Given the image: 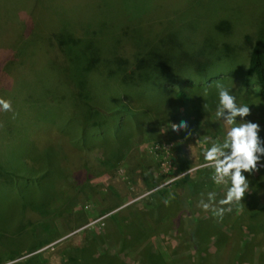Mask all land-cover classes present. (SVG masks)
Returning a JSON list of instances; mask_svg holds the SVG:
<instances>
[{
  "label": "rangeland",
  "instance_id": "374dc122",
  "mask_svg": "<svg viewBox=\"0 0 264 264\" xmlns=\"http://www.w3.org/2000/svg\"><path fill=\"white\" fill-rule=\"evenodd\" d=\"M50 15L68 19L82 39L104 31L107 44L119 41L113 56L131 63L158 41L179 47L189 38L196 49L209 35L204 45L216 61L200 73L152 69L139 86L125 83L119 69L126 67L117 65L109 82L87 71L90 87L71 90L61 86L67 69L58 71L38 40ZM30 16L36 34L20 35ZM255 42L264 53V0H0V98L12 104L11 112L0 110V264H145L143 248L162 254L161 264L212 252L219 264H264V226L239 228L246 199L264 205V168L245 173L248 194L222 220L197 207L201 193L224 194L212 170L200 167L203 150L226 131L215 117L217 83L250 106L245 119L259 123L264 139V98L246 74ZM75 100L93 111L86 125ZM181 120L192 137L171 130ZM188 168L199 170L168 183ZM169 193L175 199L165 206ZM127 223L149 228L125 248ZM208 224L226 231L225 244L214 236L201 243Z\"/></svg>",
  "mask_w": 264,
  "mask_h": 264
},
{
  "label": "trees",
  "instance_id": "16d2710c",
  "mask_svg": "<svg viewBox=\"0 0 264 264\" xmlns=\"http://www.w3.org/2000/svg\"><path fill=\"white\" fill-rule=\"evenodd\" d=\"M26 22L27 24L24 25L23 23H19V34L24 35V33H27L30 35H35L36 29L34 28L35 26L32 25L31 16ZM69 24L70 23L68 22V19L63 20L60 17L54 18L50 15L48 26L45 31L38 37V40L43 42V47L48 52L47 56L51 64L57 66L56 69L58 68V71L65 69L64 72H66L67 69L68 75L66 74L65 80H63L61 86H65L67 88L69 87L71 90L72 88L74 89V87L76 88L77 86L82 87V85L84 84L86 85L84 88L90 87L86 72L92 70L95 71L94 73L97 79L101 77L104 82H109V80L115 78V75L117 74L115 71V66L124 65L126 67L125 74L123 73L122 69H119V71L122 73V80L130 86H139L142 82L146 81L147 77L145 72L149 70L152 71V69H156V72L160 71L161 73L162 70L167 67H171L172 71H174V69L184 70L186 68L193 71L194 73H200L208 67L210 62L216 61L213 58H210L212 54L208 49H206L204 45L207 43L206 41H208V39L212 38L211 35L202 38L200 45L196 49L187 47V44L191 41L189 38L186 39V43L184 46L179 47H176L174 43H171V40L167 41L166 46L161 47L158 41L157 44L148 46L147 48L149 51L145 54L142 53L135 56L134 61L131 63L127 59L119 57H117L118 59L116 58L117 51L115 50L119 44V41H115L112 45L107 44L104 37L102 36V33H104V31L96 30V32H93L89 35V39H82L83 33L72 32L71 25ZM79 29H82V25ZM133 37H140V33L133 32ZM154 37L147 40L154 39ZM140 47H142V45ZM57 54H59L60 58H62V61H58V64L56 63V59L58 58L56 56ZM8 55V58H12L10 57L9 53ZM110 56H112L110 62H112L113 64L108 66H112V68L106 66L108 62L107 58ZM81 59L85 60V65H82L83 60ZM66 61L67 64H65ZM74 70L78 72L77 77L72 76ZM246 74L249 76L252 75L255 78L256 84L258 86V95L261 98H264V53L258 42L252 43L249 46L246 63ZM104 85H106V83H104ZM180 95L182 94L180 93ZM216 99L218 98L216 97ZM216 99L213 98V101H216ZM75 102L78 105L76 100ZM77 107L79 109L80 116V120L78 123H80L81 125L88 124L90 119H92L93 117V111L84 106L78 105ZM28 141H30V139ZM27 152L28 150L24 148V156L27 155ZM30 155L29 157L32 158ZM83 159L90 160L87 159V155ZM34 161L35 159H32V162ZM2 164H6V158L2 160ZM158 192L161 193V190L156 191V193ZM117 213L118 212H116L115 215H117ZM115 215L113 216V218L115 217ZM238 216L239 215H235V220H240V218L238 219ZM242 216L248 218L247 221L241 224L245 228L239 226L242 232L243 230L249 231L248 229L252 228H262L264 226V205L259 209L252 207V199L249 197L242 205ZM124 225L128 226V229L125 232H127L129 235V237L126 238L121 237L123 238V243H125V248H128L133 244L136 245L139 237L143 235V231L145 232L146 229L149 228L146 225L136 226L133 223H127ZM211 227L215 230V232L212 231L214 233L209 232ZM204 230V236H201L200 238L201 243H207L209 238L211 236H214V242H216L217 246L225 244V230H221L213 224H208L206 228H204ZM200 244H197L198 249L200 248ZM140 256V262L145 264H161L164 259L162 254L151 253L147 251L146 248H143L140 251ZM213 256L214 259L210 260V257ZM215 256L217 255L213 252L210 254L207 253L203 257L196 255L192 262L188 261L185 264H219L220 261L216 259ZM218 257L219 259H221L220 256Z\"/></svg>",
  "mask_w": 264,
  "mask_h": 264
},
{
  "label": "clouds",
  "instance_id": "9594fccd",
  "mask_svg": "<svg viewBox=\"0 0 264 264\" xmlns=\"http://www.w3.org/2000/svg\"><path fill=\"white\" fill-rule=\"evenodd\" d=\"M216 88L218 104L215 117L217 121H223L226 131L222 141H213L203 150V164L200 167L212 170L211 180L223 187L224 194L217 199L218 193L215 191H208L206 195L201 193L197 207L222 220L226 213L233 211V205H240L248 194L250 183L245 173L250 176L264 168V139L259 135V123L245 119L252 114L250 106L238 104L231 90L224 85L217 83ZM0 110L11 112V101L0 98ZM171 130L175 133L184 131L185 139L193 135L187 120L172 122ZM198 170L188 168L168 183ZM172 199L175 196L169 193L162 203L168 206Z\"/></svg>",
  "mask_w": 264,
  "mask_h": 264
}]
</instances>
